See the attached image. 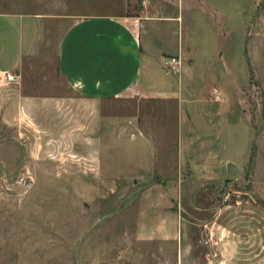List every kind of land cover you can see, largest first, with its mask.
<instances>
[{"label":"crops","instance_id":"obj_1","mask_svg":"<svg viewBox=\"0 0 264 264\" xmlns=\"http://www.w3.org/2000/svg\"><path fill=\"white\" fill-rule=\"evenodd\" d=\"M222 3L123 0L115 11L64 14L0 9V110L1 118L12 124L23 113L38 120L48 105L64 104L59 96L35 94L39 88L25 91L30 77H38L35 70L52 66L81 99V148L87 152L93 147L98 157L97 146L106 141L114 157L124 148L121 140H128L135 176L150 174L146 188L163 190L166 204L158 213L149 211L160 220V237H181L193 227L207 236L211 251L223 245L222 251L231 253L237 241L232 230L243 226L234 208L243 199L224 204L217 191L226 185L224 163L228 174L229 163L240 170L244 160L239 157L248 154L253 128L246 103L231 100L226 47L232 46L235 25ZM258 3L252 0L250 11ZM168 55L179 57L177 70L164 67ZM5 70L13 80L4 81ZM105 100L133 103L132 111L106 116ZM233 105L239 109L235 122ZM242 128L251 136L240 152ZM154 235L151 230L144 236Z\"/></svg>","mask_w":264,"mask_h":264},{"label":"rangeland","instance_id":"obj_2","mask_svg":"<svg viewBox=\"0 0 264 264\" xmlns=\"http://www.w3.org/2000/svg\"><path fill=\"white\" fill-rule=\"evenodd\" d=\"M122 1L0 0V9L106 12L119 9ZM251 3H222L235 25L232 46L226 47L231 100L246 103L253 128L248 154L239 157L244 160L240 170L229 163L228 174L224 163L226 185L217 191L224 204L243 199L234 208L241 215L238 225L243 224L241 231L232 230L240 240L235 250L225 253L217 244L216 252L211 251L207 236L193 227L181 237H160V220L151 218L149 211L158 213L166 204L163 190L146 188L150 174L135 176L128 140H121L124 148L114 157L106 141L97 146L98 157L93 147L87 152L81 148V99L51 66L35 70L38 77H30L25 91L39 88L35 94L59 96L64 104L48 105L38 120L23 113L12 124L1 118L0 110V264H264V0L253 12ZM13 33L9 31V44ZM102 107L106 116L122 115L132 111L133 103L105 100ZM248 135L251 131L240 130V152ZM151 230L154 237H145Z\"/></svg>","mask_w":264,"mask_h":264},{"label":"built area","instance_id":"obj_3","mask_svg":"<svg viewBox=\"0 0 264 264\" xmlns=\"http://www.w3.org/2000/svg\"><path fill=\"white\" fill-rule=\"evenodd\" d=\"M163 64L167 70L175 71L178 69L179 57L177 55L165 56L163 59ZM2 74H3L4 81H6V82H9V81L14 79V75L10 71L5 70L2 72ZM222 199L224 201V200H226V197H223Z\"/></svg>","mask_w":264,"mask_h":264}]
</instances>
